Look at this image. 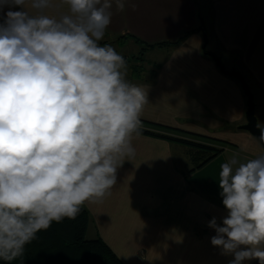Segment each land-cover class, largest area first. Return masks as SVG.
Wrapping results in <instances>:
<instances>
[{
    "label": "clouds",
    "instance_id": "clouds-1",
    "mask_svg": "<svg viewBox=\"0 0 264 264\" xmlns=\"http://www.w3.org/2000/svg\"><path fill=\"white\" fill-rule=\"evenodd\" d=\"M63 3L69 14L57 19L43 14L52 0H0L9 8L0 24V259L9 262L53 221L110 195L148 103L126 80L125 58L99 43L113 0ZM218 182L227 216L209 222L211 244L234 256L229 264H264V155L223 163Z\"/></svg>",
    "mask_w": 264,
    "mask_h": 264
},
{
    "label": "crops",
    "instance_id": "crops-1",
    "mask_svg": "<svg viewBox=\"0 0 264 264\" xmlns=\"http://www.w3.org/2000/svg\"><path fill=\"white\" fill-rule=\"evenodd\" d=\"M124 3L121 12L113 0L111 23L99 43L117 52L137 47L124 57L126 80L147 92L148 103L140 120L230 144L203 167L190 172L187 147L134 134L135 155L118 168L110 195L83 206L93 226L101 229V238L126 264H229L234 256L222 254L211 244L216 231L209 227L213 218L222 226L227 216L218 182L221 165L233 158L239 163L258 158L264 149L248 131L238 128L246 122L247 107L240 82L222 73L204 48L225 68H234L255 85V112L258 106L264 107V0ZM8 10L0 11V24ZM25 10L37 14L30 4ZM43 14L59 19L69 14V7L63 0H52ZM188 30L192 31L181 39ZM173 41L177 44L171 47L146 49L165 51L159 60H129L137 58L138 47ZM141 128L149 129L145 125ZM174 144L180 146V159L173 158ZM121 228L133 229V236L114 242L112 232Z\"/></svg>",
    "mask_w": 264,
    "mask_h": 264
},
{
    "label": "trees",
    "instance_id": "trees-1",
    "mask_svg": "<svg viewBox=\"0 0 264 264\" xmlns=\"http://www.w3.org/2000/svg\"><path fill=\"white\" fill-rule=\"evenodd\" d=\"M202 26L205 30L204 25ZM191 31L188 30L183 33L181 39ZM136 41L139 42L138 39ZM206 41L207 34L204 36V42ZM175 44L177 42L173 41L146 45L143 50L156 46L171 47ZM204 53L212 58V54L205 48ZM248 84L253 91L254 88L251 83ZM141 123H144L141 125H145L149 129L140 128L139 133L171 140L187 147V155L191 165L190 172L203 167L222 152L225 145L230 144L226 141L177 128L142 121ZM90 222V213L82 206L75 219L64 218L60 222L53 221L48 229L38 232L36 238L25 245L22 256L10 262L0 259V264H126L101 237L86 238Z\"/></svg>",
    "mask_w": 264,
    "mask_h": 264
},
{
    "label": "rangeland",
    "instance_id": "rangeland-1",
    "mask_svg": "<svg viewBox=\"0 0 264 264\" xmlns=\"http://www.w3.org/2000/svg\"><path fill=\"white\" fill-rule=\"evenodd\" d=\"M129 45H131V43H129ZM134 47H136V46L133 45V46H131V48L130 47H126L125 51H123V52L118 51V53L121 54L124 57V55L133 53L131 51V49L134 48ZM138 48H139V51L137 52V58L138 59H142L143 58V59H152V60H157L158 59L159 60L160 59L159 56L165 55V51H161L159 49H157L156 51H150L149 52L147 50H143L142 49L143 47H138ZM129 60H131V61L134 60L135 61L137 59H134V57H132V58L130 57ZM251 86L253 88L255 87V85L252 84V83H251ZM257 102H259V101H257ZM263 111H264V107L258 106L257 109H256V112H255V116H257V118H258V120H257L258 125L262 129H264V118H263L264 112ZM179 147H180L179 145H175V144L173 145V158L174 159H180L181 158L180 150H178V149H180ZM183 149H185V148L183 147ZM181 164H182V159H181ZM93 224L94 223H93L92 218H91V222L89 224V227H88V230H87V234H86V238L87 239L96 238L98 236L102 237L101 231H100L101 229L94 227ZM125 236H127V238H132L133 229H131V228L116 229L115 231L112 232V237L111 238H112V240H114V242H117L119 239L124 238Z\"/></svg>",
    "mask_w": 264,
    "mask_h": 264
},
{
    "label": "water",
    "instance_id": "water-1",
    "mask_svg": "<svg viewBox=\"0 0 264 264\" xmlns=\"http://www.w3.org/2000/svg\"><path fill=\"white\" fill-rule=\"evenodd\" d=\"M212 58L222 73L230 77H233L234 79L240 82L243 93L246 96L247 107L245 111L246 122L240 125L238 128L248 131L252 136H254L260 142V144L264 149V141H261L259 139V137L261 136L262 128L258 125L257 117L255 116L254 95L249 87L248 82L245 80L244 76L239 71L235 70L234 68L231 69L225 68V66L221 63L220 59L215 54H212Z\"/></svg>",
    "mask_w": 264,
    "mask_h": 264
}]
</instances>
